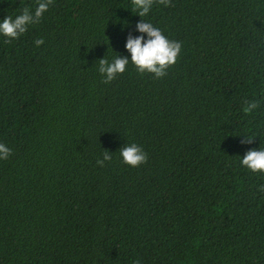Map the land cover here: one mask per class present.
<instances>
[{
  "label": "trees",
  "instance_id": "16d2710c",
  "mask_svg": "<svg viewBox=\"0 0 264 264\" xmlns=\"http://www.w3.org/2000/svg\"><path fill=\"white\" fill-rule=\"evenodd\" d=\"M150 2L51 0L0 36V264H264V172L239 157L264 148V0ZM140 19L181 42L175 63L105 83Z\"/></svg>",
  "mask_w": 264,
  "mask_h": 264
},
{
  "label": "clouds",
  "instance_id": "9594fccd",
  "mask_svg": "<svg viewBox=\"0 0 264 264\" xmlns=\"http://www.w3.org/2000/svg\"><path fill=\"white\" fill-rule=\"evenodd\" d=\"M51 0H39L33 10L27 7L18 14L5 15L0 19V36L15 39L23 34L27 27L38 22L41 15L47 11ZM133 7L140 18L145 16L151 7L150 0H133ZM136 35L128 34L124 41V49L128 55H115L111 59L104 56L99 58L97 71L101 74L105 83L114 79L117 74L125 71L126 65L131 62L137 72L152 73L155 77L165 75V70L175 63L181 50V42L171 40L165 36L160 28L155 27L150 21L140 19L135 24ZM43 42L37 39L34 44L39 46ZM116 53V52H115ZM258 101H248L245 111H254L258 107ZM242 143H249L250 139L242 135ZM11 149L4 143H0V159H5ZM110 151L102 153V158L97 159V164L103 166L104 161L111 158ZM122 161L132 167L143 163L146 153L136 143L124 144L119 148ZM240 157V164L252 172H264V148L248 149Z\"/></svg>",
  "mask_w": 264,
  "mask_h": 264
}]
</instances>
